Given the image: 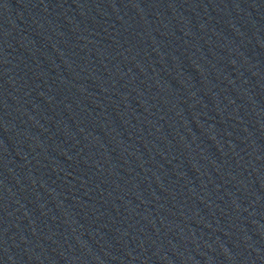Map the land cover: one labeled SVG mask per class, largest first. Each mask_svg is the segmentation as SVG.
Returning <instances> with one entry per match:
<instances>
[{
	"label": "water",
	"instance_id": "obj_1",
	"mask_svg": "<svg viewBox=\"0 0 264 264\" xmlns=\"http://www.w3.org/2000/svg\"><path fill=\"white\" fill-rule=\"evenodd\" d=\"M0 264H264V0H0Z\"/></svg>",
	"mask_w": 264,
	"mask_h": 264
}]
</instances>
